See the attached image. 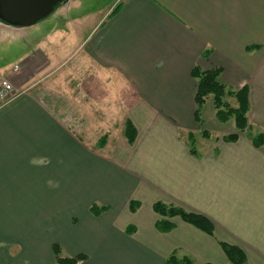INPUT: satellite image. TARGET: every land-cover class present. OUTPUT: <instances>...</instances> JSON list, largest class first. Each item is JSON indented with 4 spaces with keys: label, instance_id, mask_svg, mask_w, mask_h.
I'll return each instance as SVG.
<instances>
[{
    "label": "crops",
    "instance_id": "crops-1",
    "mask_svg": "<svg viewBox=\"0 0 264 264\" xmlns=\"http://www.w3.org/2000/svg\"><path fill=\"white\" fill-rule=\"evenodd\" d=\"M116 6L110 18L106 9L89 12L99 15L88 24L73 11L32 46L18 39L17 55L0 62V79L25 91L0 109V264H55L54 245L62 257L83 256L79 264H165L171 253L228 264L220 242L241 249L248 264H264V145L253 147L232 119L218 122L210 101L201 110L209 129L199 126L190 76L193 67L220 69L227 90L245 87L250 131L264 133V0ZM78 33L82 55L67 70L74 82L64 85L55 60ZM86 117L94 118L93 131ZM126 119L136 129L132 145L115 132ZM194 132L209 142L195 156L187 146ZM236 133L234 143L221 140ZM68 168L82 178L61 188L58 173ZM157 202L204 217L213 237L159 217ZM95 205L105 208L97 216ZM161 220L173 229L159 232Z\"/></svg>",
    "mask_w": 264,
    "mask_h": 264
},
{
    "label": "trees",
    "instance_id": "trees-1",
    "mask_svg": "<svg viewBox=\"0 0 264 264\" xmlns=\"http://www.w3.org/2000/svg\"><path fill=\"white\" fill-rule=\"evenodd\" d=\"M117 10L118 6L114 7L108 15V18L113 16L117 12ZM247 49L248 51L253 50L254 47ZM220 73V69L203 71L198 67H193V69L191 70L190 76L196 82V93L194 96L195 110L193 114L194 121L199 126L202 125L201 110L203 105L206 102L210 101L215 110V117L219 122L225 123L228 120L232 119L238 133L248 136L251 129V125L249 124L247 118V114L249 111L248 91L245 87L237 91L227 90L225 86L221 85L218 82ZM233 101L235 105H232ZM122 132L126 143L128 145H132L136 139L137 134L135 127L128 119H126L123 123ZM238 133L224 136L221 140L226 143H234L238 139ZM201 136L209 137V133L207 131H202ZM250 138L253 147L260 148L264 145V134H258L255 137L253 136ZM103 139L104 138H100L98 141V146L100 148L105 142ZM213 140L216 141L217 138H213ZM187 146L189 148L190 154L195 156L196 150L194 147V135L192 133H189L187 135ZM133 207L134 204L132 202L130 204L131 211H134ZM104 209V207L97 208L95 206H92L90 208V212L94 216H97L102 211H104ZM152 209L154 213H156V215H158L159 217H162L164 219L178 217L183 222L204 232L208 236L213 237V229L211 223L200 215L187 213L180 208L167 206L159 202L155 203L152 206ZM163 220L156 223V229L161 233H168L173 229L174 226L172 223ZM219 246L226 257L228 264H248L246 256L241 249L222 242L219 243ZM53 255L55 264H79L85 259L83 256H77L73 258L62 257L60 254V249L56 245L53 246ZM165 264H193V261L189 257L178 259L175 253H171L167 257Z\"/></svg>",
    "mask_w": 264,
    "mask_h": 264
},
{
    "label": "rangeland",
    "instance_id": "rangeland-1",
    "mask_svg": "<svg viewBox=\"0 0 264 264\" xmlns=\"http://www.w3.org/2000/svg\"><path fill=\"white\" fill-rule=\"evenodd\" d=\"M118 1L119 0H68V2H66L64 5L58 7L57 10H55V12L50 17H48L46 20H43V21L37 23V25H35L32 28L12 30L11 31V29H7L5 27L0 26V62L7 61L10 58H14L13 57L14 54H15V56L17 55V53L19 51L18 39L21 38L24 42H26V44L28 46H30V45L32 46L33 44L37 43L38 40L44 39V36L47 34V33H44L45 31H48V32L51 31V30L44 29L45 27L50 26L52 24H58L61 22H63V24H64L67 21L68 16L72 15L73 11H74L73 14L85 17V20H87V24H88V16L92 15L93 16L92 18H95V17H97V14H98V13L90 14L89 12H93V11L99 12L101 10L106 9L103 12L104 14H106L108 11H111L110 6L113 3L114 4L117 3ZM109 14H110V12H108L107 15H109ZM104 19H106V17H104ZM36 28H39V29L37 30ZM66 31H69V29L67 28ZM84 31H85V27H82V29L80 31L81 34ZM2 32H5V33H2ZM51 37L52 36L50 34V38ZM79 39H80V33H78V35L76 37H70V39L68 37L67 40L65 41L66 44H64L61 47V52L58 55L60 60H58V59L55 60L57 62V65L60 66V68L57 70L58 73L59 74L62 73L61 75L66 74L67 79L64 80V83H65L64 85H68V84H71L72 82H74V80H73L74 75H72L71 79H70L68 77L69 72L67 70H70L71 68L77 67V66H73V65L76 64V62H78L80 60L79 57L82 55V53H81L82 50L81 49L77 50V47H76ZM49 44H50V46L54 45L53 39L49 42ZM21 47L22 46H20V48ZM28 49H30V48H28ZM256 49L257 48L254 47L253 51ZM246 51L249 52L251 50L248 51V49L246 48ZM47 52L49 55H52L48 50H47ZM47 73H49V72H47ZM47 73H43L37 78L41 79L45 75H47ZM2 79H6V78H2ZM79 79H82V81H84V79L82 77H79ZM111 88H112V90H114L113 87H111ZM78 97H79V102H81L82 97L79 94H78ZM110 97H111V99H112V97H117V94L115 92H111ZM93 120H94L93 117H90V118L86 117V120H85L86 127L87 128L89 127L92 131L94 130V128H93L94 124L92 123ZM206 123L207 122L204 123V120H203L202 125H204V127L208 130L209 126L206 125ZM74 124H75V127H77L75 129H78L77 121ZM117 125L118 126L115 127V129H116L115 132H118V131L121 132L122 131L121 126H119L120 123L118 122ZM73 129H74V126H73ZM262 133H263V131L260 128H255L252 130V132L251 131L249 132L248 137H253V136L255 137L256 135L262 134ZM193 134L195 135L194 136V147H195V149L198 152L204 151V145L209 144V142H205L204 140H203V142H201L199 140L200 136L196 135L197 134L196 132H194ZM102 137H104V136H102ZM99 139H96L93 142V143H96V148H99V146H98ZM58 175H59V182L60 183L58 182L57 185L58 186L60 185L61 188L66 186V184H68V183L69 184L70 183L75 184L76 181H79V179L82 178V173L80 171H74L73 168H68L67 171H64L62 169L61 172L58 173ZM95 206L101 207L99 205H95Z\"/></svg>",
    "mask_w": 264,
    "mask_h": 264
},
{
    "label": "water",
    "instance_id": "water-1",
    "mask_svg": "<svg viewBox=\"0 0 264 264\" xmlns=\"http://www.w3.org/2000/svg\"><path fill=\"white\" fill-rule=\"evenodd\" d=\"M66 2L68 0H0V26L11 30L32 28Z\"/></svg>",
    "mask_w": 264,
    "mask_h": 264
},
{
    "label": "built area",
    "instance_id": "built-area-1",
    "mask_svg": "<svg viewBox=\"0 0 264 264\" xmlns=\"http://www.w3.org/2000/svg\"><path fill=\"white\" fill-rule=\"evenodd\" d=\"M18 67L14 68V71ZM24 94V91L16 92L10 82L6 79L0 80V109L14 101L18 96Z\"/></svg>",
    "mask_w": 264,
    "mask_h": 264
}]
</instances>
